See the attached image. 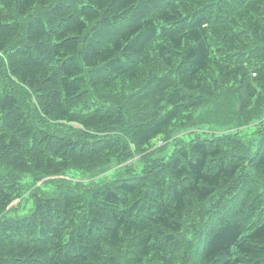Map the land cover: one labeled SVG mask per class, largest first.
<instances>
[{"label": "trees", "instance_id": "1", "mask_svg": "<svg viewBox=\"0 0 264 264\" xmlns=\"http://www.w3.org/2000/svg\"><path fill=\"white\" fill-rule=\"evenodd\" d=\"M0 264H264V0H0Z\"/></svg>", "mask_w": 264, "mask_h": 264}, {"label": "rangeland", "instance_id": "2", "mask_svg": "<svg viewBox=\"0 0 264 264\" xmlns=\"http://www.w3.org/2000/svg\"><path fill=\"white\" fill-rule=\"evenodd\" d=\"M222 110H224V111L221 112ZM222 110H220V112L218 113V116H222L221 118L218 119V121H216V120H215V122L209 121L208 123L206 122L207 119L205 116L206 113H205L204 109L199 110L198 116L193 121L194 127L187 129V130H177L171 135V138L177 139L178 137H180L182 142L186 143V142L194 139L197 134L200 137H203V136H205L203 133L212 134L213 132L220 133V132L232 130V128L236 127L235 124L237 122V117H236L235 113L232 112V108H226V109L222 108ZM199 115H201L203 117L198 118ZM232 120L235 121V124L231 123ZM158 145L161 147V149L163 148L164 151L162 150V151L158 152L156 155H157V157H164L167 154V152L170 148V145H169L168 141L165 143H164V141H160L158 143ZM252 149H254V147H252ZM138 159H140L139 156H137L133 162H135L137 164L138 169H141V166L139 165ZM9 178L12 180H17L18 182L28 183V185H26V187L28 189H30V191H35L37 189V185H36L37 183L46 181V180H40V181L35 182L36 178L33 180V177H26V176L21 177V176L15 175V174L9 176ZM23 203H24V200L22 201V204H19V205L16 204L15 208L9 212V216L10 217L11 216L12 217L22 216L25 213V210H24L25 205H23Z\"/></svg>", "mask_w": 264, "mask_h": 264}]
</instances>
